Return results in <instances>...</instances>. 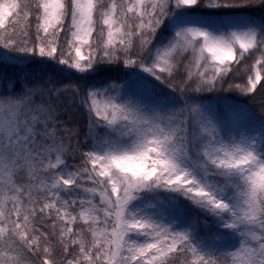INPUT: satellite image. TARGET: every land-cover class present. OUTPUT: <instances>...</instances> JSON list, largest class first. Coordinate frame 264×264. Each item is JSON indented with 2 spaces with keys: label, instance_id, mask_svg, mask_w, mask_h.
I'll list each match as a JSON object with an SVG mask.
<instances>
[{
  "label": "snow or ice",
  "instance_id": "1",
  "mask_svg": "<svg viewBox=\"0 0 264 264\" xmlns=\"http://www.w3.org/2000/svg\"><path fill=\"white\" fill-rule=\"evenodd\" d=\"M0 50L47 71L0 82V264H264V120L196 100L264 89V0H0Z\"/></svg>",
  "mask_w": 264,
  "mask_h": 264
},
{
  "label": "trees",
  "instance_id": "2",
  "mask_svg": "<svg viewBox=\"0 0 264 264\" xmlns=\"http://www.w3.org/2000/svg\"><path fill=\"white\" fill-rule=\"evenodd\" d=\"M2 51V50H0ZM12 55V54H9ZM253 61L250 59L247 61L249 66ZM51 63V62H49ZM21 69H24L26 75H28V79L31 80V74L35 72L37 78L45 76L47 71L39 68V66L35 63H28L27 65H18L15 64L14 61H7L5 63H0V82H10L8 83V87L12 88L13 83L17 90H19L21 83L24 82V76L21 74ZM68 71V70H66ZM131 71H139V69H124L122 65L119 66L118 74H113V79L105 81V84L116 83L123 84L127 79L126 73ZM79 75V74H77ZM141 75H146L141 73ZM151 79V77H149ZM246 76H241L237 78V82H245ZM63 83H82V81H71L68 79H64ZM59 85V81L57 82ZM264 83V81H262ZM2 83H0V87H2ZM31 86V84H29ZM192 95V94H189ZM196 100L198 103L203 104L211 108L214 116L217 120L221 122V124L228 125L233 122L239 121L243 123L245 116L240 111L244 107H247L251 110L252 114H254L257 120H264V114H262L261 110V101L264 100V89H260L258 86V90L253 94V97L245 98L240 96L236 92H228V91H215V92H204L196 95ZM67 119V117H63ZM70 124L75 125L80 130V138L83 139L84 131L86 130V118L82 117L79 114L74 112L72 119L70 120ZM70 166H73V161L71 157H69ZM75 164H79V159H76ZM167 193H161V196H166ZM186 203V202H185ZM203 234V233H202Z\"/></svg>",
  "mask_w": 264,
  "mask_h": 264
}]
</instances>
